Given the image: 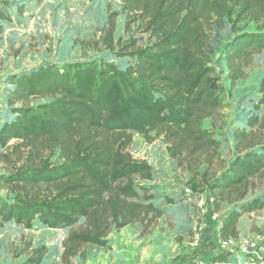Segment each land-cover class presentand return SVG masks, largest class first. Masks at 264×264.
<instances>
[{"label":"trees","instance_id":"1","mask_svg":"<svg viewBox=\"0 0 264 264\" xmlns=\"http://www.w3.org/2000/svg\"><path fill=\"white\" fill-rule=\"evenodd\" d=\"M112 1L121 8L108 12L100 46L114 60H126L124 68L113 60L47 64L7 81L11 118L0 126V163L10 169L0 176V192L7 194L0 198V227L29 230L38 223L68 229L61 264L84 260L90 246L110 248V233L151 224L171 213L169 206L181 210L173 214L177 230L191 232V205L204 191L192 185L189 197L157 202L152 186L135 181L152 183L155 173L131 156L132 135H161L175 161L183 153L193 159L216 151L219 143L202 127L223 107L211 43L219 40L225 21L231 24L232 37L220 46L217 60L231 81L264 52V0ZM8 7L0 2V23L9 21ZM132 14L145 25L149 46L138 47L131 37L114 39L115 19L123 15L127 30ZM250 24L253 31L247 30ZM2 33L0 24V42ZM42 100L47 102L31 105ZM251 104L240 114L243 128L231 134L234 153L227 168L206 184L214 208L228 207L218 212L220 239L237 238L242 215L264 209V198L244 202L254 182H264V143L251 137L263 119L258 112L264 106V79ZM46 255L47 248L38 247L24 254V264H42ZM198 260L247 264V255L215 249Z\"/></svg>","mask_w":264,"mask_h":264},{"label":"rangeland","instance_id":"2","mask_svg":"<svg viewBox=\"0 0 264 264\" xmlns=\"http://www.w3.org/2000/svg\"><path fill=\"white\" fill-rule=\"evenodd\" d=\"M8 2L6 14L8 22H1L3 33L0 42V126L11 116L5 103L7 81L11 75H19L47 64L62 66L65 63L78 61H95L97 63L113 60L118 67L124 68L126 60H114V57L102 50L100 39L103 36L108 12L119 11L121 5L112 0H0ZM130 24L126 28V19L119 15L115 19L114 39L136 40L138 47L149 46L151 37L136 15L132 14ZM215 19L212 20L214 22ZM231 24L224 22L218 30L217 42L211 43L209 54L211 66L218 82V95L223 107L211 118L203 122V130L210 132L219 143L216 151H208L195 158L186 157L183 153L178 161L173 160L168 152L163 137L150 132L147 138L132 135L129 152L133 159L146 161L155 173L152 183H144L135 179L138 184L153 187L157 202L166 198L180 200L187 197L185 189L196 186L197 191H204L203 196L209 198L208 185L212 179L223 172L233 157L234 145L232 132L243 126L239 124L240 114L252 107L258 97V87L264 79V52L254 56L249 64L240 68L241 77L231 81L227 72L220 71L217 65L220 46L232 37L229 30ZM241 25V23H240ZM254 24L247 26L253 31ZM126 30V31H125ZM205 34H211L204 26ZM222 69V68H221ZM47 100L31 102L45 103ZM245 107V108H244ZM246 112V111H245ZM262 123L253 128L252 139L264 143V106L259 109ZM250 129H246L249 131ZM53 161L59 163L57 156ZM10 169L9 165L0 163V176ZM5 191L0 198H6ZM254 198H264V182H254L245 196L244 202ZM191 219L196 220L194 202L191 205ZM172 210L161 219L151 224H135L120 231H113L107 237L110 248H85L86 258L75 259L71 264H187L198 263L205 255L209 244L216 240L219 229L218 215L227 208H210L204 220L205 230L201 233L199 243L193 245V234L183 233L174 226L173 214H180L179 207L169 206ZM219 212V213H218ZM190 216V215H189ZM188 216V217H189ZM217 216L216 219H213ZM239 235L230 238L238 246L246 239L258 241L259 260L264 264V209L243 214L239 220ZM68 229L50 230L36 223L25 230L13 224L0 227V264H24L26 257L38 247L45 246L47 255L42 264H61V242L68 234ZM216 248V246H215ZM25 252V253H23Z\"/></svg>","mask_w":264,"mask_h":264},{"label":"built area","instance_id":"3","mask_svg":"<svg viewBox=\"0 0 264 264\" xmlns=\"http://www.w3.org/2000/svg\"><path fill=\"white\" fill-rule=\"evenodd\" d=\"M185 194L187 197L192 195V191L190 188H186ZM194 206L196 211V220H193L192 225V234H193V245L196 246L200 239L201 233L205 230L204 220L208 217L210 213V208L213 205V198H205L203 195H199L194 200ZM217 216H214L213 219H216ZM216 235V240L214 239L213 244L216 246V249L228 252L234 256L239 254L247 255V264H263L262 261L259 260L258 252H257V243L261 239V237H257L254 241H250L246 239L241 246H238L232 239H220L218 237V233ZM194 264V263H193ZM197 264H203L201 261H198Z\"/></svg>","mask_w":264,"mask_h":264},{"label":"crops","instance_id":"4","mask_svg":"<svg viewBox=\"0 0 264 264\" xmlns=\"http://www.w3.org/2000/svg\"><path fill=\"white\" fill-rule=\"evenodd\" d=\"M215 249H216L215 246H213L212 244H209L208 247H207V250L205 252V255H203L202 257L207 256L208 254L213 252V250H215ZM188 264H191V263H188Z\"/></svg>","mask_w":264,"mask_h":264}]
</instances>
